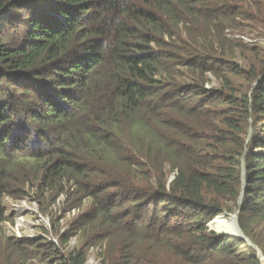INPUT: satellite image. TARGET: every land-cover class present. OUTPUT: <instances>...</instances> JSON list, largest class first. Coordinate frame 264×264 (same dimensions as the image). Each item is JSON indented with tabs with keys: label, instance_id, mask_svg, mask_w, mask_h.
Segmentation results:
<instances>
[{
	"label": "trees",
	"instance_id": "trees-1",
	"mask_svg": "<svg viewBox=\"0 0 264 264\" xmlns=\"http://www.w3.org/2000/svg\"><path fill=\"white\" fill-rule=\"evenodd\" d=\"M254 1L0 0V264L37 256L5 225V198L32 190L43 212L81 210L67 264L91 247L99 264H262L221 234L244 179L239 226L264 255V51L245 69L226 32L264 25Z\"/></svg>",
	"mask_w": 264,
	"mask_h": 264
},
{
	"label": "rangeland",
	"instance_id": "rangeland-1",
	"mask_svg": "<svg viewBox=\"0 0 264 264\" xmlns=\"http://www.w3.org/2000/svg\"><path fill=\"white\" fill-rule=\"evenodd\" d=\"M259 5H261V3L257 4V0H255L252 8L257 9ZM261 18V15H258L255 20L251 19V29H229L226 31L227 37L234 42L243 41L247 44V51L239 52V56L236 59L245 69L251 67L254 62L258 61L256 52L261 53L264 51V25L262 26L260 24ZM209 77L213 82L210 83L211 86H220L219 82L212 74H210ZM235 81L242 90H246L253 85L255 87L257 83H250L244 77L236 78ZM251 134H253L252 126L249 129V136ZM35 196L36 194L34 190H32L29 191V195L23 199H15L10 196L5 198L6 212L9 217V221L5 223L7 235L12 237L14 241L17 239L27 240L33 244V252L37 254V256L34 257L29 264H67L60 256L67 257L72 250L80 246L79 235H77L75 223L81 210L79 208L72 209L65 206L62 199L58 198L56 201H52L47 212H43L41 210V204L38 203ZM236 211L237 210H235V212ZM235 212H232V218ZM231 225L233 226V224ZM231 232L232 234H227L231 236L240 235L239 229L237 232L232 229ZM63 239L65 240L63 241ZM36 248L40 253L35 252ZM44 251L47 253L43 254ZM51 251H56L61 255H58L59 257H54L52 255L53 253H50ZM46 255H50L49 257H51V260L48 259ZM99 262L100 253L98 248L91 247L88 251V260L86 264H99Z\"/></svg>",
	"mask_w": 264,
	"mask_h": 264
},
{
	"label": "water",
	"instance_id": "water-1",
	"mask_svg": "<svg viewBox=\"0 0 264 264\" xmlns=\"http://www.w3.org/2000/svg\"><path fill=\"white\" fill-rule=\"evenodd\" d=\"M243 176H244V173H243ZM173 179V177L170 179V180H172ZM243 191H242V194H241V196H240V198H239V201H238V205H239V208L237 209V211L235 212V213H233L234 215H235V217H236V224H237V226H238V229H239V231H240V235H237L239 238H242V239H245L249 244H251L252 246H254L255 248H256V250H257V252H258V255H259V257H260V260H261V262H262V264H264V255H263V253H262V251L253 243V242H251L244 234H243V232H242V230H241V228H240V226H239V222H238V214H239V212H240V210H241V206H242V199H243V195H244V192H245V180L243 179ZM226 214H228V212H226ZM222 214H220V215H218L217 217H219V216H221ZM216 217V218H217ZM215 218V219H216ZM209 226H210V224H209ZM221 234H226V235H228L227 233H221Z\"/></svg>",
	"mask_w": 264,
	"mask_h": 264
},
{
	"label": "bare ground",
	"instance_id": "bare-ground-1",
	"mask_svg": "<svg viewBox=\"0 0 264 264\" xmlns=\"http://www.w3.org/2000/svg\"><path fill=\"white\" fill-rule=\"evenodd\" d=\"M234 216H235V215H234ZM233 229H234L235 231H238V227H237V224H236V217H235V219H234Z\"/></svg>",
	"mask_w": 264,
	"mask_h": 264
}]
</instances>
